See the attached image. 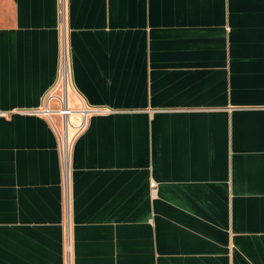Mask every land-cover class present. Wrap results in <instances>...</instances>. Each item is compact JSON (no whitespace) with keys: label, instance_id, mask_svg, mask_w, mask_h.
<instances>
[{"label":"crops","instance_id":"1","mask_svg":"<svg viewBox=\"0 0 264 264\" xmlns=\"http://www.w3.org/2000/svg\"><path fill=\"white\" fill-rule=\"evenodd\" d=\"M0 264H264V0H0Z\"/></svg>","mask_w":264,"mask_h":264},{"label":"built area","instance_id":"2","mask_svg":"<svg viewBox=\"0 0 264 264\" xmlns=\"http://www.w3.org/2000/svg\"><path fill=\"white\" fill-rule=\"evenodd\" d=\"M62 72V71H61ZM63 84L61 82V76H60V79H59V82L57 83V86L58 85H61ZM57 86H55L51 92L49 93V98L52 97L53 93L55 92V89L57 88ZM63 104H64V101L62 100ZM58 110V109H57ZM92 111H97L96 109L94 108H82L81 110L78 111L79 115L82 116L83 118V123L85 121V118L86 116L92 112ZM55 112H58V111H55L53 110L52 108H50L48 105L41 108V109H35V110H31L29 113H32V114H41V115H44V116H50L51 114L55 113ZM62 112L65 113V114H71L73 112V110L71 108H68V106H64L62 108ZM83 123L80 125L82 126Z\"/></svg>","mask_w":264,"mask_h":264},{"label":"bare ground","instance_id":"3","mask_svg":"<svg viewBox=\"0 0 264 264\" xmlns=\"http://www.w3.org/2000/svg\"><path fill=\"white\" fill-rule=\"evenodd\" d=\"M67 73H68V69H67V65H64L63 66V69H62V72H61V81L63 80H66L68 77H67ZM55 111H58L59 113H63L62 112V109L60 110H55ZM75 111H73L72 113H74Z\"/></svg>","mask_w":264,"mask_h":264},{"label":"rangeland","instance_id":"4","mask_svg":"<svg viewBox=\"0 0 264 264\" xmlns=\"http://www.w3.org/2000/svg\"><path fill=\"white\" fill-rule=\"evenodd\" d=\"M58 86H59V85H58ZM61 87H62V86H61ZM58 110H60V109H58ZM73 111H74V110H73ZM75 112H76V111H75ZM75 112H74V113H75ZM55 113H57V112H55Z\"/></svg>","mask_w":264,"mask_h":264}]
</instances>
